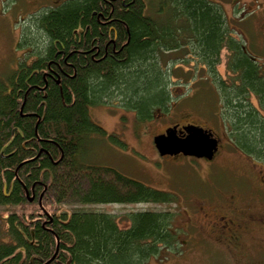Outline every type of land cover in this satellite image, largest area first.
Returning a JSON list of instances; mask_svg holds the SVG:
<instances>
[{"label": "trees", "instance_id": "trees-1", "mask_svg": "<svg viewBox=\"0 0 264 264\" xmlns=\"http://www.w3.org/2000/svg\"><path fill=\"white\" fill-rule=\"evenodd\" d=\"M29 20L18 44L27 54L0 80V206L44 191L74 208L10 213L0 264L164 261L181 248L170 211L130 212L121 228L115 215L92 209L172 204L175 195L87 163L89 137L106 135L89 109L118 105L145 123L203 74L233 148L264 164V69L215 0H62Z\"/></svg>", "mask_w": 264, "mask_h": 264}, {"label": "rangeland", "instance_id": "rangeland-1", "mask_svg": "<svg viewBox=\"0 0 264 264\" xmlns=\"http://www.w3.org/2000/svg\"><path fill=\"white\" fill-rule=\"evenodd\" d=\"M60 1L62 0H0V80L8 76L27 54L25 49L18 48V44L27 28L26 25L30 22L29 18ZM215 2L222 7L235 34L244 41L247 52L264 69V0H215ZM226 56L227 53L223 50L221 62L217 66V72L222 78L227 76ZM205 78L207 77L203 74L191 77L188 86L174 90L175 94L180 96L171 102V109L166 113H156L145 123L138 121L133 112L126 111L118 105L100 104L89 109L90 121L103 129L106 135L95 133L89 137L84 149L86 162L112 168L150 188L175 195V202L166 205L108 204L92 207L94 210L115 215L121 228L127 227L124 216L130 212L170 211L174 216L172 225L178 233L181 248L178 252L165 254L164 261L153 258L149 264H234L233 258L231 259L224 246L198 242L195 239V236L198 237L195 230L189 226L187 228V216L192 217L195 214L189 199L207 189L210 190L213 186L231 188L229 181L238 179L237 176L248 177L247 174L254 172L256 168L255 166L254 170L246 168L260 162L233 148L227 139L218 114V97L215 89L203 80ZM188 123L209 129L217 137L219 151L214 161L188 160L183 157L162 160L159 157L153 138L173 125ZM112 135L118 138L120 143L110 139ZM230 171L241 173L236 176L231 175ZM250 179L254 180L252 174ZM246 182L244 178L240 184L236 183L235 187L240 194L243 192L248 194L249 188L244 185ZM38 196L39 194L31 200L29 194L27 197L29 203L0 206V241H6V219L10 213L25 215L47 211L51 215L70 212L74 208L69 204L57 205L50 202L52 198L47 197V192L41 193L39 201ZM45 196L46 200L43 202ZM38 202L42 209L38 207ZM183 203L187 210H191L187 214Z\"/></svg>", "mask_w": 264, "mask_h": 264}, {"label": "flooded vegetation", "instance_id": "flooded-vegetation-1", "mask_svg": "<svg viewBox=\"0 0 264 264\" xmlns=\"http://www.w3.org/2000/svg\"><path fill=\"white\" fill-rule=\"evenodd\" d=\"M186 125L195 124L188 123ZM186 125H179V130ZM218 151L211 161H214ZM182 157L188 160L193 159L182 155L165 156L161 159ZM253 166L256 169L254 172L248 173V177L237 176L241 172L230 171L231 175L238 177L236 180L229 181L231 188L223 189V187L213 186L210 190L207 189L189 199L190 206L195 209V214L192 217L187 216V228L189 226L195 230L198 235V237L195 236V239L198 242L203 241L224 246L231 259L233 258L234 264H264V164L261 162L258 165L252 164L246 169L254 170ZM251 174L254 176V180L250 179ZM244 178L247 180L244 185L249 188L248 194L244 192L240 194L235 187L236 183L240 184L239 182ZM33 197L35 199L37 196L33 195ZM40 197L41 193L37 200ZM183 206L186 214L191 211L187 210L184 203ZM187 233L191 237V234ZM203 234H207V236H203Z\"/></svg>", "mask_w": 264, "mask_h": 264}, {"label": "water", "instance_id": "water-1", "mask_svg": "<svg viewBox=\"0 0 264 264\" xmlns=\"http://www.w3.org/2000/svg\"><path fill=\"white\" fill-rule=\"evenodd\" d=\"M153 143L159 157L182 155L206 161H211L219 148V140L210 130L195 125L183 126L180 130L178 125L167 128L163 134L153 138ZM25 193L28 197V192ZM38 205L41 208L39 202Z\"/></svg>", "mask_w": 264, "mask_h": 264}]
</instances>
